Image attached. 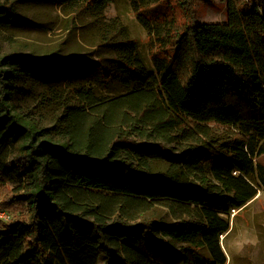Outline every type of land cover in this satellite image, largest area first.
Listing matches in <instances>:
<instances>
[{"label":"trees","instance_id":"obj_1","mask_svg":"<svg viewBox=\"0 0 264 264\" xmlns=\"http://www.w3.org/2000/svg\"><path fill=\"white\" fill-rule=\"evenodd\" d=\"M47 1L81 5L94 15L89 24L99 30L91 44L98 58L0 51V187L17 182L21 205L17 217L0 223V264H173L181 253L171 239L189 243L195 264H226L219 240L230 229L224 215L264 191V0H227L223 23L199 21L194 0H148L143 5H165L150 16L137 11L153 39L154 76L120 19L104 20L113 0ZM25 21L12 4H0V34ZM73 22L71 15L69 28ZM102 47L118 48V54L105 56ZM84 69L101 82L125 72L137 80L108 97L73 83ZM62 77L75 96L63 100L52 129L65 140H39L14 109L19 85L38 79L56 86ZM143 100L168 112L162 126L185 134L192 129L183 117L199 131L210 121L239 131L172 154L121 133L127 107ZM149 110L141 109L138 120ZM163 158L167 167L151 171L149 162ZM158 200L201 206L204 225L194 230L188 221L146 218L145 206ZM159 250L171 262L160 259Z\"/></svg>","mask_w":264,"mask_h":264},{"label":"rangeland","instance_id":"obj_2","mask_svg":"<svg viewBox=\"0 0 264 264\" xmlns=\"http://www.w3.org/2000/svg\"><path fill=\"white\" fill-rule=\"evenodd\" d=\"M147 1L113 0L106 6L103 14L105 21L118 18L127 27L129 35L143 57L146 71L154 76L156 63L151 54L155 52L154 49L151 51L153 39L151 32L139 20L137 11L139 8L143 9V13L150 16L162 13L165 5H143ZM226 2L227 0H194L193 12L199 21L223 23L226 21ZM0 4H12L27 19L19 26L1 32L2 53H29L34 56L76 53L94 60L98 58L97 47L91 44L96 41L99 30L89 24L94 15L87 10H81V5H64L59 1L52 3L47 0H0ZM71 15L74 16L73 28H69L68 25ZM179 15L185 14L179 12ZM149 25H152L151 29L154 28L153 22ZM112 34L117 37L121 33L113 31ZM98 52L113 57L118 54V48L102 47L98 48ZM86 71L84 69L80 72L83 74L74 77L73 83L90 85L95 93L108 97L126 92L137 80L132 74L125 72L124 75L110 77L107 82H101L99 77L85 73ZM57 84L59 85H50L38 79L25 80L19 85L22 90L14 99L15 111L32 124L37 131V138L51 143L65 140L55 133L52 127L57 123V115L64 111L63 100L67 98L71 101L75 96V91L66 85L65 77L59 79ZM56 98L60 100L55 102ZM145 106H149L150 110L144 120H138L139 111ZM127 108L129 110L126 122L119 125L121 133H125L136 142L161 145L172 154L200 142H223L239 131L236 126L215 121L203 122L202 130L199 131L183 117L186 127L192 129L190 134H185L176 127L162 126L167 120L168 112L155 109L152 100H143L138 105ZM24 142L25 139H19L17 143ZM16 152L15 148L13 155ZM168 162L167 158L152 160L149 162V168L151 171L164 170ZM209 178L212 179V176L209 175ZM16 184L17 182L10 181L4 187H0V223L9 222L20 212L21 205L14 191ZM145 209L146 218H155L163 224L179 220L188 221L195 230L196 225L202 226L205 221L204 210L194 204L179 205L167 200H158L151 201ZM220 214L224 215L222 212ZM224 216L230 220V229L219 234V240L227 257L226 264H264V191L260 189L244 208L230 207ZM170 245L175 249L173 250L176 255L181 253L172 261L173 264H195L188 242L171 239ZM202 253L208 255L205 248ZM157 254L160 259H166L163 260L165 263L171 262L166 251L159 250Z\"/></svg>","mask_w":264,"mask_h":264}]
</instances>
